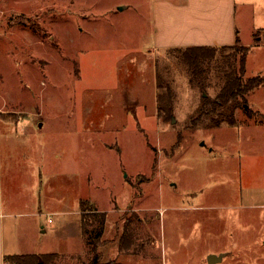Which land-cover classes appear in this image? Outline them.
<instances>
[{
	"label": "rangeland",
	"instance_id": "rangeland-1",
	"mask_svg": "<svg viewBox=\"0 0 264 264\" xmlns=\"http://www.w3.org/2000/svg\"><path fill=\"white\" fill-rule=\"evenodd\" d=\"M186 1L0 0V183L23 196L17 212L39 206L26 121L43 124L32 147L46 146L47 215L13 218L14 251L59 254L45 264H264V85L244 86L264 80V45L160 50L156 5Z\"/></svg>",
	"mask_w": 264,
	"mask_h": 264
},
{
	"label": "crops",
	"instance_id": "crops-1",
	"mask_svg": "<svg viewBox=\"0 0 264 264\" xmlns=\"http://www.w3.org/2000/svg\"><path fill=\"white\" fill-rule=\"evenodd\" d=\"M155 26L160 50L186 49L189 47L233 48L239 39V42L249 47L248 51H250L254 46L264 45V39H262V35L264 38V0H187L182 5L169 4V7L156 5ZM245 30L254 35L252 45L245 43L241 37ZM33 122L35 121L31 122L30 120L26 121L25 126L23 124L25 132L23 142L25 148L30 152L28 173H31L28 175L32 177L31 170H35L33 176L36 179L34 186L32 184L27 188L30 192L29 198H31V202L39 203V206H37V213L31 211L27 213L17 212L20 209L17 205L21 203L23 196L14 195L8 199L4 192V185L0 183V264H6V256L19 254L14 251L16 245H11L8 238L6 239V233L9 236V230L12 231L13 228L18 227V223L13 218L30 214L36 217L47 215L40 204L41 188L44 185L43 164L40 159L35 160V158L42 156L46 146L39 144L37 148H33L30 137L34 134L35 129H42L43 124L38 127ZM6 162H11V158L6 159ZM32 187L34 190H29ZM27 202L29 203V201ZM82 222L83 220L79 219L78 226L76 225L78 235L81 234V231L83 232ZM9 249H13V252H10ZM25 254L41 255L38 253Z\"/></svg>",
	"mask_w": 264,
	"mask_h": 264
},
{
	"label": "trees",
	"instance_id": "trees-1",
	"mask_svg": "<svg viewBox=\"0 0 264 264\" xmlns=\"http://www.w3.org/2000/svg\"><path fill=\"white\" fill-rule=\"evenodd\" d=\"M239 44H240V42H239V39H238L237 45L235 47H233V48H237L239 46ZM186 49L187 50H206V49H216V48L189 47V48H186ZM221 49H226V48H221ZM247 52L245 53V55L247 54ZM184 54L187 55V53H184ZM243 70H244L243 73L245 74L246 73V56L244 58ZM255 78L256 77L246 79L247 80L246 82H248V83H244V86L246 88L245 89L246 94H249L256 87L264 85V80H257L259 82H255L254 81ZM82 211H83V215H85V213H87V211H88V210H86V208H84V204H83V207H82ZM82 223H83V225H82L83 232H84V234H87L88 233V227H87V225L85 223V219H83ZM102 234L103 233L101 232L99 234V237ZM58 256H59V254H57V253L41 254V255H37V254H14V255L6 256L5 262H6V264H8V263H12L13 261L18 260L19 264H26L27 262L29 263V262H32V261H35L37 264H45V263H47V259L55 258V257H58ZM91 264H103L101 262V255H98V254L95 253Z\"/></svg>",
	"mask_w": 264,
	"mask_h": 264
},
{
	"label": "water",
	"instance_id": "water-1",
	"mask_svg": "<svg viewBox=\"0 0 264 264\" xmlns=\"http://www.w3.org/2000/svg\"><path fill=\"white\" fill-rule=\"evenodd\" d=\"M123 8H124V7H120V10H123ZM223 256H224V255H215V254L210 255V256H209V263H210V264H214V263H216V262H220V261H222Z\"/></svg>",
	"mask_w": 264,
	"mask_h": 264
}]
</instances>
